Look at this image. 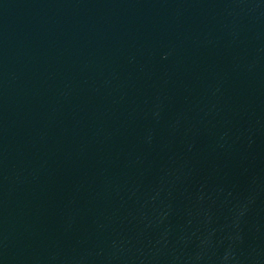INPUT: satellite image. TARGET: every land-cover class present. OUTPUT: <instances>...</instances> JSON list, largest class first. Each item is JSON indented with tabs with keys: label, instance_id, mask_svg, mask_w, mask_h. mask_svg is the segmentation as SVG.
Wrapping results in <instances>:
<instances>
[{
	"label": "water",
	"instance_id": "95a60500",
	"mask_svg": "<svg viewBox=\"0 0 264 264\" xmlns=\"http://www.w3.org/2000/svg\"><path fill=\"white\" fill-rule=\"evenodd\" d=\"M0 264H264V0H0Z\"/></svg>",
	"mask_w": 264,
	"mask_h": 264
}]
</instances>
